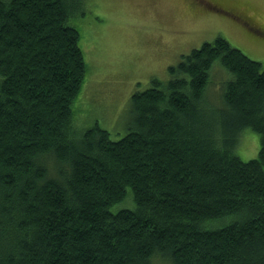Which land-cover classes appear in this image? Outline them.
Listing matches in <instances>:
<instances>
[{
	"label": "trees",
	"instance_id": "obj_1",
	"mask_svg": "<svg viewBox=\"0 0 264 264\" xmlns=\"http://www.w3.org/2000/svg\"><path fill=\"white\" fill-rule=\"evenodd\" d=\"M74 1L0 0V264H264L261 63L217 36L131 95L121 137L81 129Z\"/></svg>",
	"mask_w": 264,
	"mask_h": 264
},
{
	"label": "rangeland",
	"instance_id": "obj_2",
	"mask_svg": "<svg viewBox=\"0 0 264 264\" xmlns=\"http://www.w3.org/2000/svg\"><path fill=\"white\" fill-rule=\"evenodd\" d=\"M71 1V0H70ZM264 23V0H231ZM71 22L79 31V45L87 70L75 97L73 122L86 129L98 125L113 139L131 127V95L152 84H165L170 65L182 54L224 37L264 68V36L250 31L232 16L207 9L201 0H75ZM213 70L212 80L218 79ZM225 78V77H223ZM221 79V78H220ZM219 82H221L219 80ZM219 84L207 88L213 101ZM214 93V94H213ZM237 154L257 156L259 135L250 128L240 132Z\"/></svg>",
	"mask_w": 264,
	"mask_h": 264
},
{
	"label": "flooded vegetation",
	"instance_id": "obj_3",
	"mask_svg": "<svg viewBox=\"0 0 264 264\" xmlns=\"http://www.w3.org/2000/svg\"><path fill=\"white\" fill-rule=\"evenodd\" d=\"M207 9L240 20L252 32L264 36V23L252 17L246 7L231 0H201Z\"/></svg>",
	"mask_w": 264,
	"mask_h": 264
}]
</instances>
